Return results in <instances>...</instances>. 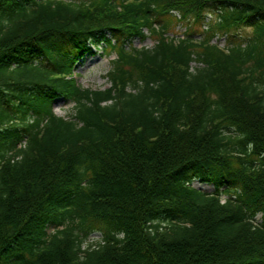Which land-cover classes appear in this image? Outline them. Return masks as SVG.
Returning <instances> with one entry per match:
<instances>
[{"label": "trees", "instance_id": "trees-1", "mask_svg": "<svg viewBox=\"0 0 264 264\" xmlns=\"http://www.w3.org/2000/svg\"><path fill=\"white\" fill-rule=\"evenodd\" d=\"M0 264H264V0H0Z\"/></svg>", "mask_w": 264, "mask_h": 264}, {"label": "rangeland", "instance_id": "rangeland-1", "mask_svg": "<svg viewBox=\"0 0 264 264\" xmlns=\"http://www.w3.org/2000/svg\"><path fill=\"white\" fill-rule=\"evenodd\" d=\"M71 1V0H66ZM212 19V14L207 15V21ZM208 26L205 24H199L196 25L194 28L199 32L203 33L205 29H207ZM186 27L184 25H177V23L173 24V27L171 28L168 35L170 37H173L175 35L182 36L183 32H185ZM148 33V32H147ZM253 29L252 28H245L237 31L236 39L241 40L243 43H247L249 39L252 37ZM148 38L145 40L140 39H134L133 40V47H136L138 49L142 48H148L152 49L156 44V38L152 37L150 34H148ZM203 35L198 34L195 36L198 39L200 37L202 38ZM217 37L213 40V43H216L223 47H230L231 44H229V40L227 41V37ZM94 54H90L85 56L83 59L80 60V62L76 66V78L77 83L81 87L85 89H105L110 86V83L107 79V76L109 72L112 69V62L116 58V55L114 52H112L111 49L106 48L103 44H99V46L93 47ZM193 66H196V64H193ZM75 107V104L66 101L63 98H58L54 103V111L58 116L69 118L73 114V109ZM192 187L201 190L205 193H214L215 189L213 186L204 184L200 182L199 180H194L191 184ZM227 199L226 195H223L221 197V200L224 202ZM256 220L258 223L262 222V215L259 214L256 217ZM57 227L55 225H50L48 227V233L50 235L54 234L57 231ZM102 238V233L97 232L93 234L86 242L85 247L91 244H96L98 241H100Z\"/></svg>", "mask_w": 264, "mask_h": 264}]
</instances>
